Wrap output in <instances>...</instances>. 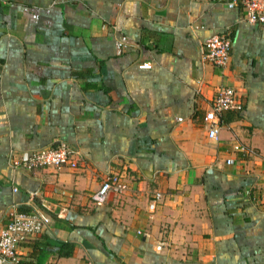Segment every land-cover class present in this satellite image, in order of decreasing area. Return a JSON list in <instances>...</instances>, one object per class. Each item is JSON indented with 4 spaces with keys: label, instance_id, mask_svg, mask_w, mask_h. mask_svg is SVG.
I'll return each instance as SVG.
<instances>
[{
    "label": "crops",
    "instance_id": "crops-1",
    "mask_svg": "<svg viewBox=\"0 0 264 264\" xmlns=\"http://www.w3.org/2000/svg\"><path fill=\"white\" fill-rule=\"evenodd\" d=\"M226 1L0 0V230L49 218L19 264H264V24ZM225 31L220 68L202 43ZM220 87L239 109L208 138ZM57 142L75 169L12 166Z\"/></svg>",
    "mask_w": 264,
    "mask_h": 264
},
{
    "label": "built area",
    "instance_id": "built-area-1",
    "mask_svg": "<svg viewBox=\"0 0 264 264\" xmlns=\"http://www.w3.org/2000/svg\"><path fill=\"white\" fill-rule=\"evenodd\" d=\"M227 8H237L243 19L250 24H264V0H229ZM230 38L228 32L215 33L202 43L203 59L217 67H225L229 61ZM148 64H143L146 67ZM237 93L228 87H220L211 99L210 110L203 115L207 126L208 138L215 137L217 132V117L223 111L238 110ZM77 150L68 147L63 142H57L47 148L32 151L27 157L11 160L15 168L32 170L45 167H67L75 169ZM264 164V161L262 162ZM123 185L114 175H107L93 196L95 202L105 199L108 192L114 188L123 189ZM16 189H12L15 192ZM49 224V218L38 210L29 213L14 214L0 230V264H19L16 253L17 244L27 237L42 233Z\"/></svg>",
    "mask_w": 264,
    "mask_h": 264
},
{
    "label": "trees",
    "instance_id": "trees-1",
    "mask_svg": "<svg viewBox=\"0 0 264 264\" xmlns=\"http://www.w3.org/2000/svg\"><path fill=\"white\" fill-rule=\"evenodd\" d=\"M19 214H24V213H19ZM66 248H67L66 244H64V243L59 244L58 251H57L58 255L59 256H67L68 252H66V251L62 252V250H65Z\"/></svg>",
    "mask_w": 264,
    "mask_h": 264
}]
</instances>
